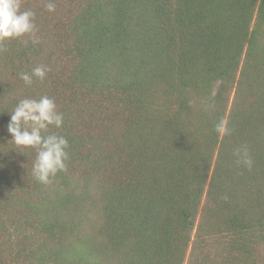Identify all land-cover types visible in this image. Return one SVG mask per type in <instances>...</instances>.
Instances as JSON below:
<instances>
[{
  "label": "trees",
  "instance_id": "16d2710c",
  "mask_svg": "<svg viewBox=\"0 0 264 264\" xmlns=\"http://www.w3.org/2000/svg\"><path fill=\"white\" fill-rule=\"evenodd\" d=\"M46 2L21 0L39 43L0 52V264H264V0ZM45 95L69 157L49 184L7 131Z\"/></svg>",
  "mask_w": 264,
  "mask_h": 264
},
{
  "label": "clouds",
  "instance_id": "9594fccd",
  "mask_svg": "<svg viewBox=\"0 0 264 264\" xmlns=\"http://www.w3.org/2000/svg\"><path fill=\"white\" fill-rule=\"evenodd\" d=\"M45 7L48 12L56 10L54 0H47ZM35 12L21 11V0H0V52L4 51V42L9 39H20L28 36L31 43H39L34 24ZM27 43V41H22ZM46 66H37L31 73H21L25 85H31L33 78L43 82L47 72ZM61 128L63 114L57 112L55 101L48 96H41L38 100L25 98L20 100L10 113L7 131L11 135V142L18 148H32L36 150V158L32 165L34 178L42 183H51V178L58 172L66 170L68 160V141L65 137L55 133H48L49 127ZM215 131L223 136L229 133L227 122L221 119L215 125ZM235 163L249 170L253 167V159L247 148L234 150Z\"/></svg>",
  "mask_w": 264,
  "mask_h": 264
}]
</instances>
